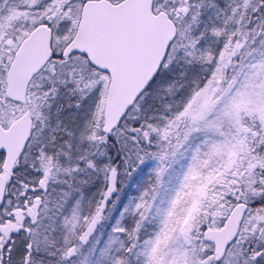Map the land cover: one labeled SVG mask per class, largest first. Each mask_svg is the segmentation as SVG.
I'll use <instances>...</instances> for the list:
<instances>
[{"label":"snow or ice","instance_id":"6c2138e0","mask_svg":"<svg viewBox=\"0 0 264 264\" xmlns=\"http://www.w3.org/2000/svg\"><path fill=\"white\" fill-rule=\"evenodd\" d=\"M0 264H264V0H0Z\"/></svg>","mask_w":264,"mask_h":264},{"label":"rangeland","instance_id":"374dc122","mask_svg":"<svg viewBox=\"0 0 264 264\" xmlns=\"http://www.w3.org/2000/svg\"><path fill=\"white\" fill-rule=\"evenodd\" d=\"M175 183H176L175 176H173L172 180L169 183V188H171ZM168 194H169L168 192H162V195L165 197H167ZM81 259H83V257H81Z\"/></svg>","mask_w":264,"mask_h":264}]
</instances>
